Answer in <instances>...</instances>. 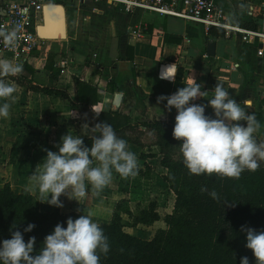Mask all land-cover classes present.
Here are the masks:
<instances>
[{"label":"crops","instance_id":"obj_1","mask_svg":"<svg viewBox=\"0 0 264 264\" xmlns=\"http://www.w3.org/2000/svg\"><path fill=\"white\" fill-rule=\"evenodd\" d=\"M25 1L0 0V10L6 3ZM61 1L47 0L48 4L63 5L67 11L68 38L62 50L52 54L62 55L59 63L70 58L73 64L68 72L62 73L59 81H54L45 72L47 61L38 60L36 54L28 66L37 71L33 81L38 85L57 88L74 99L73 76L82 74L85 83L93 82L98 88V104L91 108L95 114L120 108L137 123L156 119L174 125L176 110L173 108L169 112L167 101L158 104L157 97L171 96L192 76L209 92L206 97L191 102L205 105L206 116L215 119L207 100L212 98L211 92L219 83L248 113H259L264 120V57L258 55L264 46L259 41L245 43L239 35L210 36V31L199 23L143 12L128 15L105 2L71 3L67 0V5ZM215 3L226 11L231 24L247 31L264 32V0H215ZM252 26L257 29L250 28ZM130 29H142V34L132 36ZM209 43L216 45L215 57L208 55ZM171 64L177 66L174 81L160 79L161 69ZM86 65H89L87 72ZM42 72L45 73L44 84L38 83ZM116 79L121 80V93L111 94L108 88ZM14 86L15 100L9 101L10 117L0 118V189L10 185L16 194L28 190L44 212L58 209L63 215L91 212L100 225L109 224L116 206L123 200H128L135 212L140 201L133 203L132 198L151 195L148 187L147 193H141L137 187H127L120 193L118 180H112L99 191L89 185L86 198L79 203L66 195L60 197L62 208L42 203L46 201L41 200L38 189L29 190L30 177L43 163L47 151L57 152L61 138L68 133L81 135L83 140L92 138L93 134L83 130L84 124L79 122V115L68 100L28 92L15 83ZM117 94L123 97L119 107L114 103ZM239 123L245 124L244 121ZM261 142L264 143V137ZM129 150L138 158L139 173H144H138L133 179H147L148 183L154 181L155 186L160 183L168 186L163 180L166 172L161 167V158L141 157L142 154H155L156 149L143 151L130 146ZM115 176L113 172V178ZM156 188L151 185V192Z\"/></svg>","mask_w":264,"mask_h":264},{"label":"trees","instance_id":"obj_2","mask_svg":"<svg viewBox=\"0 0 264 264\" xmlns=\"http://www.w3.org/2000/svg\"><path fill=\"white\" fill-rule=\"evenodd\" d=\"M250 28L257 29L255 26ZM209 34L225 37V32L217 28L211 29ZM61 57L50 54L47 59L45 72L54 81H59L62 76L63 69L57 66ZM23 69L16 76L3 78L28 92L68 100L81 124L91 128L106 122L117 136L128 142V148L156 149L155 154H142L143 159L161 158V167L166 172L163 180L175 195L173 212L163 219L166 228L158 231L151 240L128 233L124 217L132 221L133 227L152 226L162 217L156 203L133 212L129 201L123 200L116 206L109 224L101 225L109 239L110 251L106 257L101 255L100 264H240V259L245 256L250 264H256L252 251L245 246L246 232L242 228L264 231V161L255 172L245 170L239 178L191 174L183 163L179 148L182 141L173 138L174 125L156 119L137 123L120 108L97 115L91 108L98 104V88L93 82L85 83L82 74L73 76L75 97L72 99L64 91L35 83L33 76L37 71L28 64ZM120 83L119 79L112 81L108 91L121 93ZM253 114L261 123L255 138L262 143L264 120L261 114ZM83 141L86 147H91L92 138ZM202 188L207 191H201ZM212 191L218 194V200L210 196ZM79 216L77 213L63 215L59 209L42 211L28 190L16 194L10 185L0 189V241L10 239L14 231H20L25 242L35 237L34 254L43 247L45 237L57 224L66 227L68 218L75 220ZM28 224H34L35 228L25 233Z\"/></svg>","mask_w":264,"mask_h":264},{"label":"clouds","instance_id":"obj_3","mask_svg":"<svg viewBox=\"0 0 264 264\" xmlns=\"http://www.w3.org/2000/svg\"><path fill=\"white\" fill-rule=\"evenodd\" d=\"M17 40L15 28L0 30V42L4 45L14 47ZM22 71V64L0 60V118L10 117L9 101L14 102L16 92L14 82L3 77L16 76ZM176 71V64L167 65L161 69L160 79L174 81ZM208 93L190 76L171 96L157 97L158 104L166 100L168 111L174 108L177 112L172 135L182 141L179 148L185 167L194 175L216 174L228 178H239L245 170L255 172L264 161V143H258L255 138L261 123L219 83L211 92L212 98L207 100L215 119L206 116L205 105L191 102ZM82 128L93 134L91 147L84 145L81 135L68 133L61 138L58 151H47L43 163L31 175L29 190L38 189L41 200L46 201L42 203L62 208L61 196L79 203L86 198L89 185L99 191L110 184L113 172L123 178L138 175L136 154L110 124L97 123L91 128L84 124ZM210 196L219 199L215 191ZM93 216L89 212L75 220L68 218L66 227L57 224L35 254V237L25 242L24 235L14 231L10 239L0 241V264H100L101 255L106 257L110 251V243ZM34 228V224H28L24 232ZM242 231L246 232L245 246L252 251L256 264H264V231L252 228ZM240 264H250L248 257H242Z\"/></svg>","mask_w":264,"mask_h":264},{"label":"built area","instance_id":"obj_4","mask_svg":"<svg viewBox=\"0 0 264 264\" xmlns=\"http://www.w3.org/2000/svg\"><path fill=\"white\" fill-rule=\"evenodd\" d=\"M74 2L109 3L128 15L137 12L149 13L161 17H173L203 25L207 32L213 28L225 32L226 37L239 35L245 43L259 41L264 46V32L247 31L230 23L226 11L219 7L215 0H68ZM47 0H26L25 3H6L0 10V30L9 31L15 28L18 40L14 47H8L0 42V58L13 63H20L24 67L36 57L43 63L47 61L51 52V43L42 39L37 32L43 25V9ZM132 36L141 35L142 29L129 31ZM259 57H264V47L259 49ZM1 60V59H0ZM70 58L58 64L65 74L72 67Z\"/></svg>","mask_w":264,"mask_h":264},{"label":"rangeland","instance_id":"obj_5","mask_svg":"<svg viewBox=\"0 0 264 264\" xmlns=\"http://www.w3.org/2000/svg\"><path fill=\"white\" fill-rule=\"evenodd\" d=\"M61 2L63 4H67V0H62ZM46 5H49V4L47 3ZM63 43H66V40L62 41L61 44L60 43H57V44L51 43L50 54L60 52L65 45ZM0 59L2 60V58H0ZM40 67H41V64H40ZM23 74L25 76H27L26 73L23 72ZM44 82H45V73L42 72V78H39L38 83L44 84ZM114 176H115V178H113L112 180L115 182L118 180L117 182L119 183V186H120V193H123L124 191H126L127 187H130L131 189L133 187H137L136 189H140L139 191H141V193H147V191H148L147 187L149 188V193H151L150 196L148 194H146V195L142 194L143 196H147V197L144 198L143 196H141V197H137V198H132V200L134 201L133 203H138V201H140L139 202L140 208H145V207H148V205H150L151 203H156L157 207H158V212H160L162 220L160 222L155 223L152 226H136V227H133L132 221L130 219H128L126 217H124V219H125V223L127 224L126 231L128 233H130L133 236H136L140 239H143V240L153 239L155 234L158 231L166 228V225H165L163 219L165 216L171 214L173 212V209H174V204H175L174 196L171 193V191L168 189L169 186L165 187V185L162 183L156 184V186H155L154 181H151L150 183H148L150 180L148 181L147 179H140V178H134L133 179V176L128 177V178H123L118 173H115V172H114ZM131 178H132V180H131ZM145 183H146V186H145ZM151 185H154V187H157L156 188L157 190L155 192H151V191H153V189L152 190L150 189ZM125 194L127 197L128 193H125ZM121 196L122 195L120 194L119 198H121ZM157 200H158V202H157Z\"/></svg>","mask_w":264,"mask_h":264},{"label":"water","instance_id":"obj_6","mask_svg":"<svg viewBox=\"0 0 264 264\" xmlns=\"http://www.w3.org/2000/svg\"><path fill=\"white\" fill-rule=\"evenodd\" d=\"M43 25L37 29L38 35L48 41H65L68 38V22L67 11L63 5L49 4L43 9ZM208 55L215 57L216 45L208 44ZM122 95L115 96V105L120 106L122 103Z\"/></svg>","mask_w":264,"mask_h":264}]
</instances>
